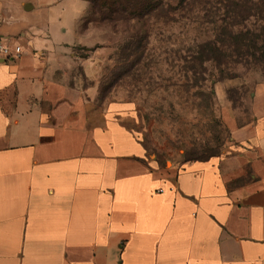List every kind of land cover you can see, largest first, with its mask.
<instances>
[{
  "label": "crops",
  "instance_id": "1",
  "mask_svg": "<svg viewBox=\"0 0 264 264\" xmlns=\"http://www.w3.org/2000/svg\"><path fill=\"white\" fill-rule=\"evenodd\" d=\"M65 2L0 0L23 45L0 54V264H264V113L227 153L163 165L91 82L89 7L67 35L49 20Z\"/></svg>",
  "mask_w": 264,
  "mask_h": 264
},
{
  "label": "rangeland",
  "instance_id": "2",
  "mask_svg": "<svg viewBox=\"0 0 264 264\" xmlns=\"http://www.w3.org/2000/svg\"><path fill=\"white\" fill-rule=\"evenodd\" d=\"M70 1L49 13L56 27L69 28L64 35L89 7ZM87 1L82 27L101 51L91 82L101 103L130 105L126 124L163 165L227 153L237 131L264 113V16L230 28L229 37L221 23L202 19V0ZM248 28L252 37L244 35ZM88 51L78 47L76 53ZM79 61L71 76L87 83Z\"/></svg>",
  "mask_w": 264,
  "mask_h": 264
},
{
  "label": "trees",
  "instance_id": "3",
  "mask_svg": "<svg viewBox=\"0 0 264 264\" xmlns=\"http://www.w3.org/2000/svg\"><path fill=\"white\" fill-rule=\"evenodd\" d=\"M202 2H205L204 10L206 12L202 19L210 23H221L222 34L229 37L234 35V31H231L234 27L244 24L246 27V22L252 17L264 16V0H202ZM242 33L243 30L239 32V35ZM244 35L252 37L254 33L248 28ZM248 39L252 41L250 38ZM208 43L211 45L214 42L210 40ZM213 49L221 56L224 55L221 53L220 46L215 44ZM212 58L215 57L212 56Z\"/></svg>",
  "mask_w": 264,
  "mask_h": 264
},
{
  "label": "built area",
  "instance_id": "4",
  "mask_svg": "<svg viewBox=\"0 0 264 264\" xmlns=\"http://www.w3.org/2000/svg\"><path fill=\"white\" fill-rule=\"evenodd\" d=\"M23 52L22 45H15L12 47L8 42L0 40V54L6 58H14Z\"/></svg>",
  "mask_w": 264,
  "mask_h": 264
}]
</instances>
